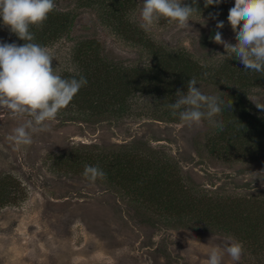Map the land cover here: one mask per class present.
<instances>
[{"label": "rangeland", "instance_id": "obj_1", "mask_svg": "<svg viewBox=\"0 0 264 264\" xmlns=\"http://www.w3.org/2000/svg\"><path fill=\"white\" fill-rule=\"evenodd\" d=\"M110 2L55 0L56 7L50 13L70 12L77 27L49 43L33 41L52 54L56 74L76 66L75 49L84 40H97L128 66L147 63L163 49L187 54L206 67L242 66L234 57L222 59V44L212 39L202 44V37H213L216 31L225 41H235L236 33L227 20L234 0H221L208 7L205 0H182L199 8L189 21L190 27L180 29L161 19L150 32L139 26L143 0H122V10L114 13L108 7ZM219 21L224 27L217 29ZM13 42L24 43L0 17V43ZM223 76L200 78L196 87L203 94L218 96L237 84L224 71ZM247 91L252 98L264 101V79L251 83ZM24 119H13L0 111V178H12L19 182V190L24 189L20 197L0 201V264H207L208 249L223 248L229 238L225 235L141 224L129 206L102 184L56 171L47 155L65 151L76 142L144 140L176 156L185 171L202 183L223 187L226 193L264 192V159L229 161L207 153L203 147L207 119L192 127L181 120L139 117L98 124H62L55 119L48 122L47 131L31 134L30 145H17L8 137ZM215 119L219 121L218 116ZM222 264L236 262L225 254Z\"/></svg>", "mask_w": 264, "mask_h": 264}, {"label": "trees", "instance_id": "obj_2", "mask_svg": "<svg viewBox=\"0 0 264 264\" xmlns=\"http://www.w3.org/2000/svg\"><path fill=\"white\" fill-rule=\"evenodd\" d=\"M122 5V0H111L108 7L114 13ZM76 27L70 12H54L30 31L35 42L45 44ZM75 55L76 66L60 76H84L88 83L58 112L60 123H115L133 117L174 122L180 119L171 115L168 105L176 101L177 91L186 92L192 77L197 82L224 79V71L237 84L218 97L225 105L232 101V107L224 106L218 116L223 131L208 127L203 147L211 156L229 161L264 159V110L257 108L247 91L251 83L264 79L260 73L243 65L202 67L187 54L164 49L147 63L128 66L97 40L79 43ZM198 153L201 156L199 148ZM47 160L65 176L84 177L86 165L103 170L106 177L95 182L129 206L141 224L219 233L242 245L241 264H264L262 191L226 193L223 187L202 183L185 171L176 156L138 139L110 144L80 141L65 151L49 153ZM19 187L12 178H0V201L20 197L24 189L20 192Z\"/></svg>", "mask_w": 264, "mask_h": 264}, {"label": "clouds", "instance_id": "obj_3", "mask_svg": "<svg viewBox=\"0 0 264 264\" xmlns=\"http://www.w3.org/2000/svg\"><path fill=\"white\" fill-rule=\"evenodd\" d=\"M220 3L221 0H205L204 6ZM55 7V0H0L3 25L24 41L22 45L0 43V111H6L13 119L27 118L8 137L17 145H30L32 133L47 131L48 122L55 120L58 112L88 83L84 76L65 79L56 74L52 54L46 47L32 42L34 34L30 27L42 26ZM198 10V7L184 4L182 0H143L139 26L150 32L156 23L165 19L185 29L190 27L189 21ZM209 15L216 18L211 13ZM227 20L236 33L235 41H225L219 31L210 38L224 46L222 59L234 57L244 69L264 76V0H234ZM223 27V21L216 24L217 29ZM201 66L206 67L203 62ZM203 75L206 77L208 73ZM197 84V79L192 77L187 82L186 92L177 91L176 101L168 105L171 115L178 116L188 127L207 119L210 127L223 131V122L215 118L224 106L232 107V101L225 105L220 97L203 94ZM249 99L257 108L264 110V102ZM83 175L91 182L106 177L103 170L90 165L85 166ZM242 253V245L227 238L223 248L213 246L208 249L207 264H222L225 254L237 264Z\"/></svg>", "mask_w": 264, "mask_h": 264}, {"label": "flooded vegetation", "instance_id": "obj_4", "mask_svg": "<svg viewBox=\"0 0 264 264\" xmlns=\"http://www.w3.org/2000/svg\"><path fill=\"white\" fill-rule=\"evenodd\" d=\"M204 38H205V37H202V44H203V45H204V40H205ZM210 38H211L210 35L206 37V42H207V43H210V41H211ZM207 43H206V44H207Z\"/></svg>", "mask_w": 264, "mask_h": 264}]
</instances>
